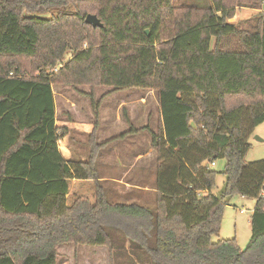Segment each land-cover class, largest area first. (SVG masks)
Segmentation results:
<instances>
[{
  "label": "trees",
  "instance_id": "trees-1",
  "mask_svg": "<svg viewBox=\"0 0 264 264\" xmlns=\"http://www.w3.org/2000/svg\"><path fill=\"white\" fill-rule=\"evenodd\" d=\"M210 3L0 0V264H57L67 242L114 249L111 221L122 229L120 248L152 264H264V159L245 163L264 121L263 0ZM239 8L258 11L228 23ZM89 12L102 27L85 23ZM56 85L89 87L95 122L99 98L156 93L152 205L109 199L94 131L85 158L62 156L68 129L55 122ZM98 87L110 89L95 100ZM218 159L225 181L215 196ZM234 195L256 199L243 249L235 237L212 239Z\"/></svg>",
  "mask_w": 264,
  "mask_h": 264
},
{
  "label": "rangeland",
  "instance_id": "rangeland-1",
  "mask_svg": "<svg viewBox=\"0 0 264 264\" xmlns=\"http://www.w3.org/2000/svg\"><path fill=\"white\" fill-rule=\"evenodd\" d=\"M173 5H179V4H188L191 6L199 7V8H206L210 6V0H172ZM264 8L263 5L258 6V10H262ZM257 10V11H258ZM256 11V12H257ZM251 9H240L237 11V15L233 18L229 19L227 22L234 24L239 20L247 19L254 13ZM90 13V12H89ZM88 14V13H87ZM83 48H87V42H85L82 45ZM71 54H66L64 56L63 61H67L70 58ZM37 74V73H36ZM35 74V75H36ZM85 86H81V90H84ZM66 92V96L69 97L70 100L77 103V101L80 104H83L86 111H84L83 107L79 106L80 114L83 118H87L85 122L80 123L81 129L79 130L80 135H75L72 133L73 128L70 129L68 132L69 138H74L76 141L80 142V145L84 148L85 142L88 136V132L90 130V125L92 124V111L90 108V100L86 96H82L79 94L77 90H74L70 86L63 87ZM110 88L107 87H98L96 89L97 95H103L105 92H107ZM87 90L88 87H87ZM116 94H113L109 99L110 101H115L119 97L125 99V100H131L133 98H136L141 95L144 97V100L147 103V107L143 110H138L136 108V114L133 113L134 120L133 125L135 127H141V133L140 135H136V140L142 139L143 142H139L135 145L136 151H139V148H141L144 152L146 149H148L150 145L151 135L150 133L153 131L155 132L158 128L157 124V118H159V109L158 104H156V93L154 91H146L140 88H130L125 91L121 92H114ZM108 100V99H107ZM106 100V101H107ZM61 101V100H60ZM58 100V107L59 110L57 112V120L60 119H69L68 117L73 115L71 114V111H64V107L61 106L60 102ZM64 101V99L62 100ZM86 105V106H85ZM83 108V109H82ZM107 110L106 102L104 103L102 107V113ZM127 111V109H125ZM138 111V113H137ZM88 113L90 116L88 117ZM66 114H68L66 116ZM79 114V115H80ZM80 115V116H81ZM120 116L122 123H125V120L123 119V110L120 108ZM71 119V117H70ZM148 119V120H147ZM73 124V123H69ZM131 126L127 125L125 123L124 130H128ZM141 136V138H140ZM256 137L260 138L261 140H258ZM71 140L69 139V142ZM71 143V142H70ZM250 147L245 155V163L258 161L261 159H264V121L256 126L254 129L252 135L249 138ZM122 144V142L118 143ZM84 145V146H83ZM120 147V146H119ZM120 149V148H119ZM121 150V149H120ZM111 152V151H110ZM121 153H125L122 151ZM102 155V154H101ZM103 156V155H102ZM151 158V166L154 164L155 161V152L153 151ZM149 158V159H150ZM102 162L105 160H101ZM100 158H98L97 161V167L100 168ZM130 164L128 161L125 162ZM146 165L143 162H137L136 168L134 170H140L141 167H144ZM225 165L224 159H218L215 161L214 165L211 166L212 169L216 170L217 173L215 175V186L212 190V194L215 196H219L220 192L223 189L224 181H225V175L223 174V168ZM154 185V182L153 184ZM105 189L107 191V196L109 199L113 202H122V203H131V202H138L135 201L138 200L134 197L135 194H131V192H128L130 194H127L124 190H119L117 187L113 186L112 184L104 183ZM133 192V190H130ZM146 196V195H145ZM154 200V195L151 194L144 198V205H152ZM146 202V203H145ZM256 203L255 198H249V197H241L239 195H234L232 197H229L226 199L225 206L223 207L222 212V218L220 223V230L218 234L213 235L212 239L213 241H217L219 239H229L232 237H235L238 245L243 249L250 236H251V223H250V211L254 208ZM141 204V203H140ZM107 229L110 230V233L113 234V244L115 245L114 249L109 248V246H94V245H88V244H76L72 242H67L59 245L57 247V264H152L150 261L149 256L146 253H141V255H137L135 251L129 250V249H121V242H123V236L121 233L122 229L120 225L115 222L111 221L107 223ZM126 241V240H125ZM138 243L139 240H137ZM129 244V241L127 240L125 242V247Z\"/></svg>",
  "mask_w": 264,
  "mask_h": 264
},
{
  "label": "crops",
  "instance_id": "crops-1",
  "mask_svg": "<svg viewBox=\"0 0 264 264\" xmlns=\"http://www.w3.org/2000/svg\"><path fill=\"white\" fill-rule=\"evenodd\" d=\"M240 9H248V8H239ZM250 9V8H249ZM237 10V11H238ZM254 12H256V9H251ZM237 11L234 16L237 15ZM65 86H52V91L54 93V103H55V122L58 125H63L68 129V132L71 128H73L72 133L75 135H80L79 130L81 129L80 123L78 122H85L87 118H83L82 115L78 114L79 106L83 107V104H80L78 101L77 103L70 100L69 97L66 96L65 89H63ZM74 89V88H73ZM84 90H81V87H78L77 90L79 94L82 96H86L89 98V93L91 92L90 88L87 90V87L83 88ZM96 89L93 91V98L97 100L100 96L95 94ZM116 94V93H113ZM113 94L107 95L103 97V99L99 98V107H98V119L95 122V118L92 111V104L90 100V108L92 111V121L90 125V130L88 132V135L94 131L95 134V140L97 143L101 144L104 143L100 147V151L97 155V160L100 158V161L103 159L105 161H101L100 168L98 169L99 178L103 183L112 184L113 186L119 188V190L126 191L127 194H130L128 192H131V194H135L134 197L139 201L141 204H144V198L148 195L155 194V186L152 185L155 178V167H156V160L154 161V164L151 166V156L154 151L153 147L150 146L148 149L145 150V152L139 148V151H136L135 145L139 142H143L142 139L136 140V135H140L141 133V127H135L133 125L134 116L133 113L136 114V108L138 110H143L147 107V103L144 100V97L139 95L136 98L125 100L121 97H119L115 101H110V97L113 96ZM64 99V101H62ZM108 99V100H107ZM58 100L62 103L61 106L64 107V111H71V114L73 115L71 119H60L57 120V112L59 110L58 107ZM107 100V101H106ZM156 104H157V100ZM106 102L107 110H105L104 113H102V107L104 103ZM86 106V105H85ZM82 108V109H83ZM120 108L123 110L124 116L123 119L125 120V123L127 125H130L132 127L133 133L127 134L123 138L113 139L112 141L108 142V140L115 138L122 134L123 132L127 131L124 130L125 123H122L121 116H120ZM127 109V111L125 110ZM84 111L86 109L84 108ZM138 113V111H137ZM159 113V112H158ZM68 114H66L67 116ZM90 114L88 113V117ZM148 120V119H147ZM160 122V114L159 118H157V124ZM73 123V124H69ZM96 123V124H94ZM131 127L129 129H131ZM65 134L61 140L59 141V150L64 158H85L89 152V146L87 143V139L85 142L84 148L80 145V142L76 141L74 138H69L68 133ZM151 135V134H150ZM88 137V136H87ZM141 138V136H140ZM69 139L71 140L69 142ZM151 141V140H150ZM122 142V144H118ZM151 145V144H150ZM120 146V147H119ZM121 150H120V149ZM111 151V152H110ZM124 151L125 153H121ZM155 152V151H154ZM103 156H102V155ZM150 158V159H149ZM129 162L130 164L127 165L125 162ZM143 162L146 165L144 167H141L140 170H134L136 168L137 162ZM130 190H133L130 191ZM146 195V196H145ZM242 197V196H241ZM129 203V202H127ZM146 203V202H145ZM253 211V209H252ZM252 211H250V214H252Z\"/></svg>",
  "mask_w": 264,
  "mask_h": 264
},
{
  "label": "water",
  "instance_id": "water-1",
  "mask_svg": "<svg viewBox=\"0 0 264 264\" xmlns=\"http://www.w3.org/2000/svg\"><path fill=\"white\" fill-rule=\"evenodd\" d=\"M86 24H89L93 27H102L103 24L101 23V21L99 20V18L95 15V14H87L85 19H84ZM148 32V30H146V33ZM258 140H261L260 138L256 137Z\"/></svg>",
  "mask_w": 264,
  "mask_h": 264
},
{
  "label": "built area",
  "instance_id": "built-area-1",
  "mask_svg": "<svg viewBox=\"0 0 264 264\" xmlns=\"http://www.w3.org/2000/svg\"><path fill=\"white\" fill-rule=\"evenodd\" d=\"M263 3H264V0H263ZM63 67V63L60 62L58 63L54 68H52L50 71H49V75H51V73H56L58 72V70ZM215 163V162H214ZM214 163H211L210 166L214 165Z\"/></svg>",
  "mask_w": 264,
  "mask_h": 264
}]
</instances>
